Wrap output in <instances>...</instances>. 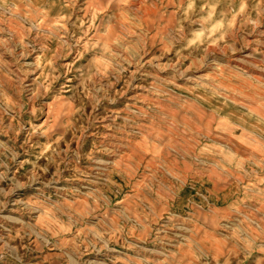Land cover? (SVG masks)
<instances>
[{
	"label": "rangeland",
	"instance_id": "rangeland-1",
	"mask_svg": "<svg viewBox=\"0 0 264 264\" xmlns=\"http://www.w3.org/2000/svg\"><path fill=\"white\" fill-rule=\"evenodd\" d=\"M0 29V264H264V0H0Z\"/></svg>",
	"mask_w": 264,
	"mask_h": 264
},
{
	"label": "bare ground",
	"instance_id": "bare-ground-1",
	"mask_svg": "<svg viewBox=\"0 0 264 264\" xmlns=\"http://www.w3.org/2000/svg\"><path fill=\"white\" fill-rule=\"evenodd\" d=\"M99 2V1H98ZM126 2V1H125ZM117 4V3H116ZM70 6V5H69ZM91 6V5H90ZM118 6V5H117ZM96 9V8H95ZM33 11V10H32ZM95 13V12H94ZM57 15H55V17H56ZM39 18V17H38ZM37 21V20H36ZM2 29V28H1ZM0 29V30H1ZM11 29V28H10ZM16 31V30H15ZM14 33V32H13ZM17 34V33H16ZM244 134V133H243ZM246 134V133H245ZM258 135V134H257ZM261 135V134H260ZM257 137V136H256ZM242 138V137H241ZM264 138V137H263ZM238 141V140H237ZM239 144V143H238ZM229 145V144H228ZM250 147V146H249ZM230 149V148H229ZM232 150V149H231ZM252 155V154H251ZM206 157V156H205ZM264 157V156H263ZM242 158V157H241ZM244 159V158H243ZM262 160V159H261ZM201 161V160H200ZM248 161V160H247ZM207 164V163H206ZM220 169V168H219ZM230 169V168H229ZM209 174V173H208ZM227 175V174H226ZM241 176V175H240ZM210 178V177H209ZM214 178V177H213ZM212 181V180H211ZM242 181V180H241ZM214 188V187H213ZM262 204V203H261ZM261 208V207H260ZM259 211V210H258ZM207 216V215H206ZM203 219V218H202ZM201 219V220H202ZM200 220V219H199ZM206 220V219H205ZM217 221V220H216ZM257 221H258V219H257ZM207 222V221H206ZM217 226V225H216ZM260 226V225H259ZM215 227V226H214ZM205 233H207V232H205ZM207 241V240H206Z\"/></svg>",
	"mask_w": 264,
	"mask_h": 264
}]
</instances>
